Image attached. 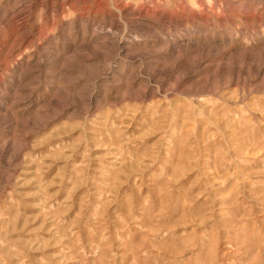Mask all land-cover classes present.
<instances>
[{"label": "rangeland", "instance_id": "obj_1", "mask_svg": "<svg viewBox=\"0 0 264 264\" xmlns=\"http://www.w3.org/2000/svg\"><path fill=\"white\" fill-rule=\"evenodd\" d=\"M0 264H264V0H0Z\"/></svg>", "mask_w": 264, "mask_h": 264}]
</instances>
